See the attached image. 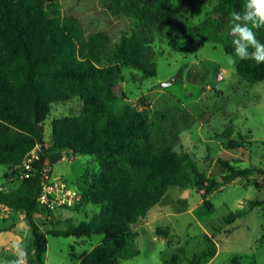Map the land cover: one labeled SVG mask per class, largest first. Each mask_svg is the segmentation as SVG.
<instances>
[{
    "label": "trees",
    "instance_id": "trees-1",
    "mask_svg": "<svg viewBox=\"0 0 264 264\" xmlns=\"http://www.w3.org/2000/svg\"><path fill=\"white\" fill-rule=\"evenodd\" d=\"M244 4L245 0H219L214 13L228 21L230 13L241 11ZM109 9L139 22L137 30L123 34L113 45L101 33L86 38L79 21L62 14L60 0H0V167L21 166L41 145L40 126L45 127L53 105L74 98L83 102L81 113L52 121L51 148L42 152L45 163L39 160L34 166L42 170L50 152L69 150L74 156L95 157L100 167L98 174L76 184L82 206H98L100 212L88 221L69 222L65 230L44 232L36 221L48 213L38 201L43 192L39 171L29 178L21 174L17 189H0V205L24 215L31 228L35 254L31 264H44L48 237L93 235L102 236V241L79 264H122L123 255L139 237L133 226L172 187L197 188L204 192L203 206L213 210L205 199L212 191L211 180L189 153L175 150L193 116L178 105L149 110L143 97L137 105L121 103L125 94L117 93L124 81L123 68L145 77L157 75L153 43L157 34L176 24L178 13L172 0H112ZM259 40L264 42V34ZM225 51L232 54L234 48L231 45ZM236 72L249 84L264 82V63L238 60ZM183 74L180 70V79ZM238 148L236 140L223 144L227 151ZM219 163L228 173L224 181L251 173L228 162ZM263 205L264 200L251 201L248 209ZM246 214L244 210L231 213L224 221L232 225ZM155 232L170 238L169 228ZM204 241V250L184 260L185 264H206L217 255L214 240L206 235ZM181 262L174 254L164 264Z\"/></svg>",
    "mask_w": 264,
    "mask_h": 264
},
{
    "label": "rangeland",
    "instance_id": "rangeland-1",
    "mask_svg": "<svg viewBox=\"0 0 264 264\" xmlns=\"http://www.w3.org/2000/svg\"><path fill=\"white\" fill-rule=\"evenodd\" d=\"M111 2L60 0V6L64 16L79 21L86 38L101 33L113 45L123 34L137 30L139 22L129 15H115L109 9ZM218 2L172 0L178 13L176 24L157 34L153 43L157 75L145 77L137 70L123 68L124 81L117 89V93L125 94L126 99L121 103L137 105L143 97L149 110H165L178 105L193 116L192 123L181 132L175 150L189 153L200 171L211 180L208 186L212 191L205 199L212 204L213 210L203 206L204 192L197 188H170L148 216L133 226L139 237L123 255L122 264H164L174 254L185 264L184 260L204 250L206 235L217 247V255L206 264H264V205L248 209L251 201L264 200V82L247 83L236 72L238 59L235 64L228 63V58L235 56L234 52L227 54L225 51L232 45L230 20L223 21L214 13ZM262 34L264 28L257 31V38ZM192 60L203 61L210 67V86L185 87L179 71L184 72ZM174 77H177L175 84L161 87ZM82 106L79 98L53 105L45 123V147L51 144L52 121L62 116L79 115ZM231 140L238 141L240 148L224 150L223 144ZM53 152L57 164L52 176L62 177L71 189L82 179L100 172L93 156L73 157L69 150ZM219 160L251 173L245 178L224 181L228 173ZM21 174L14 168L0 167V187H5L6 191L17 189ZM59 209L63 220L72 215L75 224L88 221L100 212L98 206L83 207L82 200ZM242 210L247 212L244 218L232 225L225 223L227 216ZM13 215L19 216V213ZM157 228H169L170 238L158 237ZM102 238L93 235L82 238L83 244H74L78 239L49 237L50 260L64 264L62 255L70 253L69 247L80 256L98 245ZM31 242L30 234L22 247L31 249ZM135 252L138 254L134 255ZM12 259L0 249V264H8Z\"/></svg>",
    "mask_w": 264,
    "mask_h": 264
},
{
    "label": "crops",
    "instance_id": "crops-1",
    "mask_svg": "<svg viewBox=\"0 0 264 264\" xmlns=\"http://www.w3.org/2000/svg\"><path fill=\"white\" fill-rule=\"evenodd\" d=\"M210 76H211V69L206 63H204L203 61H199V60H192L190 63L187 64V67L185 68V71L183 74V84L185 85V87L189 86L195 89L201 88L203 85H206V84L210 86ZM45 148L50 149L51 146L49 148L48 147H45ZM64 160H67V159L65 158ZM56 164H57V161L56 159H54V152H52L48 155L47 162H46V165L51 170V174L53 173L54 165ZM1 188H4V190H6L5 187H1ZM72 190H76V188ZM14 212L15 211H13L12 209L5 208L4 206L0 205V249L5 254L11 256V258L13 259L16 257V255L18 254L20 250H25L24 247H22V245H24L25 242L28 240L29 235L30 234L32 235L31 228L28 225L25 216L20 213H19V216L13 215ZM60 212H61V209L56 210L53 213V217L51 218V220L45 225L42 224V221L39 217H36V221L41 224L42 231L47 232L53 228L65 230L69 222L74 223L73 221L74 219L72 215H67L66 219L63 220ZM56 219H59V220H56ZM71 238H74V237H71ZM71 238H65V239H71ZM81 239H78L77 241H73V243L83 244L84 241ZM32 241H33V236H32ZM29 247L31 249L25 250L28 253L27 258H26V264H31V261L35 259L32 242L29 245ZM69 248H70V253L68 252L67 253L68 255L66 254L62 255V261L64 262V264H67L69 261H70V264H79L80 258L84 254L92 250L91 249L90 251L84 252L80 256H77L74 248L73 247H69ZM32 250H33V253H31ZM72 259H74L75 261H73ZM44 264H56L50 260L49 240H48L47 253L44 256Z\"/></svg>",
    "mask_w": 264,
    "mask_h": 264
},
{
    "label": "clouds",
    "instance_id": "clouds-1",
    "mask_svg": "<svg viewBox=\"0 0 264 264\" xmlns=\"http://www.w3.org/2000/svg\"><path fill=\"white\" fill-rule=\"evenodd\" d=\"M264 28V0H245L241 11L230 13L229 34L232 37L234 57L228 63L238 60H252L257 65L264 63V42L257 38V31ZM27 251L20 250L8 264H25Z\"/></svg>",
    "mask_w": 264,
    "mask_h": 264
},
{
    "label": "built area",
    "instance_id": "built-area-1",
    "mask_svg": "<svg viewBox=\"0 0 264 264\" xmlns=\"http://www.w3.org/2000/svg\"><path fill=\"white\" fill-rule=\"evenodd\" d=\"M39 160L40 148L38 146L30 153L21 166H17L14 169L22 173V178H29L33 172H40L42 176L43 192L38 201L48 213L38 217L41 219L42 224L45 225L51 220V213L53 214L59 207L64 205L72 206L75 201L81 202V195L76 190L70 189L62 177H53L48 166L44 167L42 170L36 169L34 164ZM0 189L4 190V188L1 187Z\"/></svg>",
    "mask_w": 264,
    "mask_h": 264
},
{
    "label": "water",
    "instance_id": "water-1",
    "mask_svg": "<svg viewBox=\"0 0 264 264\" xmlns=\"http://www.w3.org/2000/svg\"><path fill=\"white\" fill-rule=\"evenodd\" d=\"M177 77H174L172 80L168 81V82H164L161 84L162 88H167L173 84L176 83ZM40 130L42 132V137H41V145H40V163L44 164L45 163V157L43 155V150L45 148V141H44V132H45V127L44 126H40Z\"/></svg>",
    "mask_w": 264,
    "mask_h": 264
}]
</instances>
